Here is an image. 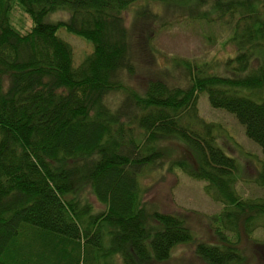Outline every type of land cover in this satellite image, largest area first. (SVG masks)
Returning a JSON list of instances; mask_svg holds the SVG:
<instances>
[{
	"label": "trees",
	"instance_id": "1",
	"mask_svg": "<svg viewBox=\"0 0 264 264\" xmlns=\"http://www.w3.org/2000/svg\"><path fill=\"white\" fill-rule=\"evenodd\" d=\"M141 1L180 4L203 20L227 15L236 54L226 74L183 62L188 87L155 77L141 93L127 88L123 76L137 60L123 12ZM15 7L28 28L13 23ZM58 10L68 18L46 20ZM60 28L92 44L76 67ZM199 93L232 115L264 155V0H0V264H41L40 245L26 241L38 235L47 264H117V257L159 264L194 240L183 216L145 212L139 179L160 163L161 138L187 146L180 167L222 205L211 218L215 242H198L196 257L245 264L241 231L263 251L252 235L264 229V196L237 188L238 163L218 144L216 124L199 114ZM81 180L102 211L81 201ZM251 182L264 191V162Z\"/></svg>",
	"mask_w": 264,
	"mask_h": 264
},
{
	"label": "rangeland",
	"instance_id": "2",
	"mask_svg": "<svg viewBox=\"0 0 264 264\" xmlns=\"http://www.w3.org/2000/svg\"><path fill=\"white\" fill-rule=\"evenodd\" d=\"M199 14L207 10L200 8ZM199 12V11H197ZM212 13L203 20L183 10L180 4L158 1L134 3L123 12L124 24L133 33L134 73L124 74V82L137 93H141L149 78L164 79L171 86L188 87L190 75L183 62L197 65L208 74L225 75V65L229 57L236 54V49L229 40L230 30L226 24L227 15L216 18ZM68 13L58 10L46 17L48 21L66 20ZM12 21L19 28L30 26V19L15 7ZM58 35L72 48L73 66H78L92 51V44L81 36L58 30ZM123 88L111 94L112 107H116ZM199 114L205 121L216 124L218 144L228 155L235 158L239 166L237 188L244 197L264 196V191L251 182L264 162V155L256 143L248 139L244 128L226 111L212 108L205 93L197 96ZM162 158L154 169H147L140 176L142 201L146 214L154 211L173 213L183 216L190 228L193 239L173 248L170 257L159 264H205L196 257L194 248L198 242H215L212 217L222 205L211 200L204 191V184L187 175L179 162L186 160L187 146L177 138H161L158 143ZM77 195L81 201L92 207L93 212L102 211L103 207L90 193L87 182L77 184ZM150 218L147 219L150 222ZM212 221V223H211ZM154 226V225H151ZM240 250L245 264H264V250L254 247L256 243L241 231ZM253 238L264 241V229L253 232ZM42 239V238H41ZM40 236L27 237V242L40 245L42 255L40 263L47 264L50 255L41 249ZM117 264H122L116 258Z\"/></svg>",
	"mask_w": 264,
	"mask_h": 264
}]
</instances>
